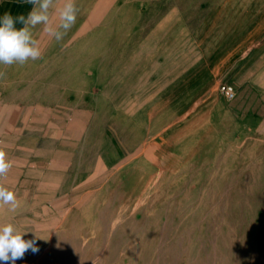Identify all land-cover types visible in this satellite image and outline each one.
Listing matches in <instances>:
<instances>
[{
  "label": "rangeland",
  "instance_id": "1",
  "mask_svg": "<svg viewBox=\"0 0 264 264\" xmlns=\"http://www.w3.org/2000/svg\"><path fill=\"white\" fill-rule=\"evenodd\" d=\"M93 53L66 51V77L56 67L54 78H0V149L12 165L2 182L18 205L0 207V224L38 248L15 264H264V140L212 147L200 137L197 153L161 167L154 147L151 162L143 148L107 161L93 113L80 119L69 99L154 93L158 78H79ZM6 91L17 93L20 115L5 113ZM46 102L56 108L49 121Z\"/></svg>",
  "mask_w": 264,
  "mask_h": 264
},
{
  "label": "crops",
  "instance_id": "2",
  "mask_svg": "<svg viewBox=\"0 0 264 264\" xmlns=\"http://www.w3.org/2000/svg\"><path fill=\"white\" fill-rule=\"evenodd\" d=\"M75 2L76 23L61 41L38 25L33 33L41 42V57L24 65H0V71L2 78H54L60 67L66 77V66L73 65L66 51H78L94 52L89 62L87 56L78 64L87 67L79 78H158L154 93L94 90L78 101L69 99L71 113H93L102 134L99 150L107 161L122 162L143 148L138 155L151 162L154 147L161 167L168 156L197 153L200 137L212 147L220 141L244 147L248 139L264 140V0ZM32 8L25 0H0V17L6 12L27 16ZM136 20H142L141 27ZM222 86L234 89L232 100ZM13 95L1 96L5 113L20 115L22 104ZM41 106L49 121L54 102ZM16 125L14 130H20Z\"/></svg>",
  "mask_w": 264,
  "mask_h": 264
},
{
  "label": "clouds",
  "instance_id": "3",
  "mask_svg": "<svg viewBox=\"0 0 264 264\" xmlns=\"http://www.w3.org/2000/svg\"><path fill=\"white\" fill-rule=\"evenodd\" d=\"M25 2L33 5L27 16L13 17L6 12L0 17V65H24L41 57V42L33 33L38 25L43 26V32L49 37L61 41L76 23L79 9L75 0H61L59 7L57 0ZM17 23L23 27L17 28ZM3 76L4 72L0 71V78ZM11 167L6 153L0 149V207L9 205L10 210H14L18 206L16 196L2 182ZM25 233L11 223L0 224V262L15 264L29 249L33 253L38 251L35 240L23 239Z\"/></svg>",
  "mask_w": 264,
  "mask_h": 264
},
{
  "label": "built area",
  "instance_id": "4",
  "mask_svg": "<svg viewBox=\"0 0 264 264\" xmlns=\"http://www.w3.org/2000/svg\"><path fill=\"white\" fill-rule=\"evenodd\" d=\"M221 91L230 100H232L235 97V91L231 86H222Z\"/></svg>",
  "mask_w": 264,
  "mask_h": 264
}]
</instances>
